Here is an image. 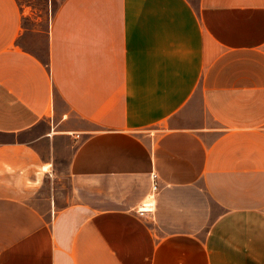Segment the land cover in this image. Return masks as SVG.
Wrapping results in <instances>:
<instances>
[{
	"label": "crops",
	"instance_id": "1",
	"mask_svg": "<svg viewBox=\"0 0 264 264\" xmlns=\"http://www.w3.org/2000/svg\"><path fill=\"white\" fill-rule=\"evenodd\" d=\"M27 1L0 0V264H264V0Z\"/></svg>",
	"mask_w": 264,
	"mask_h": 264
},
{
	"label": "built area",
	"instance_id": "2",
	"mask_svg": "<svg viewBox=\"0 0 264 264\" xmlns=\"http://www.w3.org/2000/svg\"><path fill=\"white\" fill-rule=\"evenodd\" d=\"M152 180H153V191L157 192L159 189V185H158V176L157 175H153L152 176ZM149 208V209H148ZM151 204L148 203L146 205L143 206V208L138 210V214L141 216H144L145 214H148L151 212Z\"/></svg>",
	"mask_w": 264,
	"mask_h": 264
},
{
	"label": "rangeland",
	"instance_id": "3",
	"mask_svg": "<svg viewBox=\"0 0 264 264\" xmlns=\"http://www.w3.org/2000/svg\"><path fill=\"white\" fill-rule=\"evenodd\" d=\"M44 1V2H43ZM20 3H27V0H19ZM41 2L46 3V5L48 6V0H42ZM52 5V4H51Z\"/></svg>",
	"mask_w": 264,
	"mask_h": 264
},
{
	"label": "bare ground",
	"instance_id": "4",
	"mask_svg": "<svg viewBox=\"0 0 264 264\" xmlns=\"http://www.w3.org/2000/svg\"><path fill=\"white\" fill-rule=\"evenodd\" d=\"M143 208V207H142ZM149 209V208H148Z\"/></svg>",
	"mask_w": 264,
	"mask_h": 264
}]
</instances>
